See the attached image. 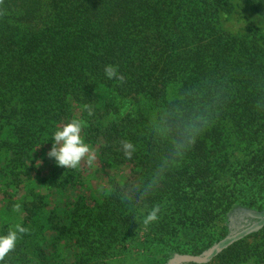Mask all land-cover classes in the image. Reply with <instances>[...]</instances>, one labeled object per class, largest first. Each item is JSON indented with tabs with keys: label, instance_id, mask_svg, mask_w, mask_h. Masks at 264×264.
I'll use <instances>...</instances> for the list:
<instances>
[{
	"label": "trees",
	"instance_id": "1",
	"mask_svg": "<svg viewBox=\"0 0 264 264\" xmlns=\"http://www.w3.org/2000/svg\"><path fill=\"white\" fill-rule=\"evenodd\" d=\"M235 1L0 0V151L25 164L72 118L75 105L87 124L86 139L103 140L100 156L136 168L96 210H74L72 224L57 229L79 249L75 264H91L105 246L132 236L153 207H160V217L147 225L167 233L212 216L217 206L229 209L230 200L220 205L216 197L192 206L185 190L212 192L213 166L230 137L251 147L241 179L264 183V47L253 34L220 29V15ZM242 2L264 22V0ZM106 65L123 81L108 79ZM141 97L164 108L166 136H142L134 124L140 121L119 112L121 101ZM123 142L133 145L130 158ZM255 215L264 238V209ZM21 236L0 264L46 258L38 246H28L27 231ZM216 243L209 256L219 264L247 261L248 253L231 239ZM204 259L181 255L178 262Z\"/></svg>",
	"mask_w": 264,
	"mask_h": 264
},
{
	"label": "rangeland",
	"instance_id": "2",
	"mask_svg": "<svg viewBox=\"0 0 264 264\" xmlns=\"http://www.w3.org/2000/svg\"><path fill=\"white\" fill-rule=\"evenodd\" d=\"M233 5L220 15V29L234 36L253 34L264 47V22L258 21L257 15L242 0H236ZM168 95L173 100L175 90L170 89ZM118 107L123 117L140 121L134 124L142 136L151 133L166 136V113L162 106L141 97L136 103L121 101ZM71 120L82 121L81 136L95 157L91 164L86 156L74 169L57 167L46 156L52 141L35 147L25 164L14 163L8 150L0 151V234L14 229L17 224H25L28 246H38L46 256L38 260L40 264H75L79 249L75 248L74 240L68 242L59 236L57 229L70 226L76 210L81 213L96 210L112 187L124 184L136 170L132 163L114 166L100 156L103 140L93 139L92 135L86 139L87 124L81 117L80 107L74 105L72 118L64 125ZM225 147L221 153L224 157H219L213 166L216 186L212 192L196 187H191L189 194L185 191L192 206L199 207L216 197L220 205L230 200L229 209L217 206L212 216L201 215V219L195 217L185 225L177 224L173 227L174 233L150 228L152 225L147 224L135 226L132 236H123L105 246L107 252L101 253L91 264H194L179 263L181 255L206 258L197 264H219L218 258L209 255L216 242L222 239H231L242 247V253H248L247 261L240 264H264V238L256 232L261 222L255 215L264 209V183L261 180L250 185L241 179V163L249 157L251 147L234 137L225 141ZM157 183L161 182L157 180ZM34 203L38 209L32 208ZM33 213V220L24 222ZM190 213H195L194 208ZM21 235L16 244L22 240ZM227 248L226 245L218 253Z\"/></svg>",
	"mask_w": 264,
	"mask_h": 264
},
{
	"label": "clouds",
	"instance_id": "3",
	"mask_svg": "<svg viewBox=\"0 0 264 264\" xmlns=\"http://www.w3.org/2000/svg\"><path fill=\"white\" fill-rule=\"evenodd\" d=\"M104 73L108 79H117L123 81L124 77L118 73L115 66L106 65ZM82 121L71 120L64 126L57 128L51 135V147L46 156L54 161L57 167L65 169L76 168L80 161L87 156L88 163L91 164L95 159L90 146L84 142L81 131ZM124 155L128 158L132 155L133 145L129 142L122 143ZM42 161H40V164ZM18 207V206H17ZM161 211L159 206L153 207L144 217V224L156 221L158 213ZM26 229L17 224L14 229L7 231L6 234H0V261L15 248L19 235Z\"/></svg>",
	"mask_w": 264,
	"mask_h": 264
}]
</instances>
